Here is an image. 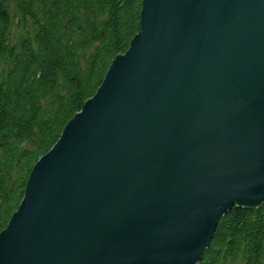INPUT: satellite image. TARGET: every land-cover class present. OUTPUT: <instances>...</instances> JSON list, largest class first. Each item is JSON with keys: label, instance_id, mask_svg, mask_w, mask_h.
<instances>
[{"label": "water", "instance_id": "obj_1", "mask_svg": "<svg viewBox=\"0 0 264 264\" xmlns=\"http://www.w3.org/2000/svg\"><path fill=\"white\" fill-rule=\"evenodd\" d=\"M264 202V0H142L139 32L33 166L0 264H197Z\"/></svg>", "mask_w": 264, "mask_h": 264}, {"label": "trees", "instance_id": "obj_2", "mask_svg": "<svg viewBox=\"0 0 264 264\" xmlns=\"http://www.w3.org/2000/svg\"><path fill=\"white\" fill-rule=\"evenodd\" d=\"M142 0H0V233L35 163L139 32ZM197 264H264V202L233 207Z\"/></svg>", "mask_w": 264, "mask_h": 264}]
</instances>
